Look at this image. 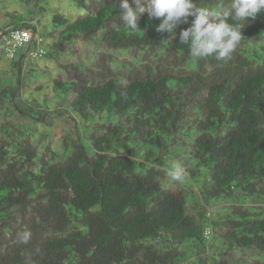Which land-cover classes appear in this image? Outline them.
I'll return each mask as SVG.
<instances>
[{"label": "trees", "instance_id": "16d2710c", "mask_svg": "<svg viewBox=\"0 0 264 264\" xmlns=\"http://www.w3.org/2000/svg\"><path fill=\"white\" fill-rule=\"evenodd\" d=\"M19 1L0 26L1 45L27 35L0 75V264H264V10L217 61L180 43L192 17L172 37L147 13L127 28L119 0L49 19Z\"/></svg>", "mask_w": 264, "mask_h": 264}, {"label": "clouds", "instance_id": "9594fccd", "mask_svg": "<svg viewBox=\"0 0 264 264\" xmlns=\"http://www.w3.org/2000/svg\"><path fill=\"white\" fill-rule=\"evenodd\" d=\"M118 7L120 23L127 28H140L139 20L147 13L149 19H161L157 32L172 37L176 35L178 24L188 23V18L192 17L190 26L179 33L180 43L189 45L194 58L214 57L217 61H227L245 39L241 31L245 21L254 20L264 10V0H231L230 8L225 11L198 6L195 0H132V3L119 0ZM229 19L234 23H229ZM169 175L177 180L182 178L179 163H172Z\"/></svg>", "mask_w": 264, "mask_h": 264}, {"label": "rangeland", "instance_id": "374dc122", "mask_svg": "<svg viewBox=\"0 0 264 264\" xmlns=\"http://www.w3.org/2000/svg\"><path fill=\"white\" fill-rule=\"evenodd\" d=\"M43 3L46 6V12H47L46 15L48 19L50 18L53 12L65 13L70 18V17H74L76 11L82 10L76 6L75 1L73 0H46V1L43 0ZM28 9L29 6L24 3H21L19 0H0V26L6 24V22L8 21L7 17L4 15V12L15 10L27 16ZM33 22H35V20ZM1 48L2 47H0V75L2 76L5 75L4 74L5 71H9V69H11L10 68L11 61L7 59L4 49L2 48L3 49L2 50ZM21 50L22 49H20V51ZM42 77H44V75ZM40 82L43 83L45 87L46 83H44L43 81ZM31 91L34 96H38V95L42 96L43 93L46 92L44 88L40 89L39 92H36L32 89Z\"/></svg>", "mask_w": 264, "mask_h": 264}, {"label": "built area", "instance_id": "2783aa9c", "mask_svg": "<svg viewBox=\"0 0 264 264\" xmlns=\"http://www.w3.org/2000/svg\"><path fill=\"white\" fill-rule=\"evenodd\" d=\"M26 38V31L22 27L15 28L3 36V44L1 47L5 51L6 57L9 59L14 57L15 50L24 45Z\"/></svg>", "mask_w": 264, "mask_h": 264}, {"label": "bare ground", "instance_id": "6f19581e", "mask_svg": "<svg viewBox=\"0 0 264 264\" xmlns=\"http://www.w3.org/2000/svg\"><path fill=\"white\" fill-rule=\"evenodd\" d=\"M37 52H39V50Z\"/></svg>", "mask_w": 264, "mask_h": 264}]
</instances>
